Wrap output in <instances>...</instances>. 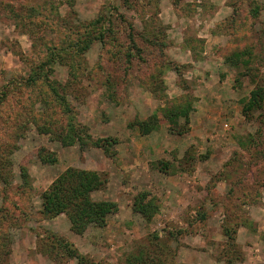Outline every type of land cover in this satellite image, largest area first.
<instances>
[{
  "label": "rangeland",
  "instance_id": "374dc122",
  "mask_svg": "<svg viewBox=\"0 0 264 264\" xmlns=\"http://www.w3.org/2000/svg\"><path fill=\"white\" fill-rule=\"evenodd\" d=\"M1 1L0 92L17 86L46 58L45 41L60 47L68 34L48 24L32 31L18 27L7 13L24 2L43 7L55 23L64 19L74 31L117 7L126 20L116 21L125 30L134 26L142 48V58L129 68L110 58L109 49L118 48L114 43L104 48L95 42L81 57L87 69L60 58L46 67L49 81L18 85L0 104V144L10 159L4 168L10 183L0 182V216L11 214L1 220L10 239L0 250L2 264H77L43 252L46 230L59 234L67 227L65 219L89 263L124 264L138 245L157 235L173 237L172 253L163 256L169 264H227L236 254L233 264H264V113L258 109L246 118L242 110L251 91L264 88V0H133L129 7L122 0H9L10 8ZM126 38L121 32L120 43ZM244 51L238 68L227 62ZM151 75L162 84L155 93L142 81ZM175 106L189 110L188 124L185 117L179 120L183 132L172 131L163 115ZM153 115L157 127L142 134L137 122ZM69 122L86 135V143L59 141L56 134ZM134 137L144 148L136 165L118 150ZM102 138L118 140L114 156L92 145ZM143 163L153 176L139 167ZM70 166L107 176L106 187L92 196L118 204L108 226L96 230L92 224L79 234L65 214L40 220L41 193ZM141 197L157 205L151 218L134 211ZM21 208L31 214L28 219ZM226 225L234 239L224 233ZM23 242L24 248L34 246L31 252Z\"/></svg>",
  "mask_w": 264,
  "mask_h": 264
},
{
  "label": "trees",
  "instance_id": "16d2710c",
  "mask_svg": "<svg viewBox=\"0 0 264 264\" xmlns=\"http://www.w3.org/2000/svg\"><path fill=\"white\" fill-rule=\"evenodd\" d=\"M17 2L19 0H13ZM133 0H122V3L129 7ZM135 4L139 0H134ZM1 3L5 4L6 7H12L9 0H2ZM134 4V5H135ZM15 6V5H14ZM20 8V9H19ZM18 9L11 8L10 12L7 13L8 18L14 20L18 27H26L27 30H34V25H45L48 26H61L67 31L66 40L60 39V47L55 45H49L52 42L45 41L43 46L47 50L46 58L42 59L40 63H35L33 69L30 71L28 77L23 78L17 86L21 85L23 88L36 86L39 81L48 80L46 67L52 66L58 59L62 58L60 61L66 63H71L70 65H75L76 69L84 67L81 61V57L92 47L95 42L101 43L102 47L106 48L107 44H115L117 49H109L112 61H125L130 68L133 59L140 57L142 53V48L138 45L136 41V34H134V26L131 24L130 27L125 30L116 21L119 17L122 21L126 20L124 17L119 15L117 7L112 8L110 11L103 10L99 13L97 18L89 22L83 23L81 29H76L75 31L67 27L66 21L61 19L59 22L55 23L50 16L45 12L43 7L29 1V3H21ZM106 8V7H105ZM115 10V11H113ZM32 25V26H31ZM68 28V29H67ZM74 33L72 37L71 32ZM125 32L127 35L128 42L125 44L120 43V33ZM66 41L67 44H61ZM47 42V43H46ZM114 46V45H113ZM125 49V50H124ZM244 52H236L234 56L230 58L227 62H232L234 67H239L241 64V55ZM65 58V59H63ZM66 58H70L66 59ZM99 70H103L104 75H106V81H110L111 75L106 73V70L99 65ZM84 69H87L84 67ZM153 79V80H152ZM49 81V80H48ZM146 85L147 89L154 91L162 89V84L157 82L155 76L151 75L149 81L142 80ZM50 90L56 97L58 91L55 89L54 85L49 83ZM17 86H7L0 92V104L5 100L9 99L11 94V89ZM63 100L62 95H57ZM111 97L113 95L111 94ZM43 99V98H42ZM66 107V112L71 111V107L68 105ZM185 108V109H184ZM261 109L262 114L264 113V88L258 87L251 91L250 96L243 102V113L246 118H251L253 114ZM188 113L189 110L185 106H175L173 108H166L163 110V115L167 116L171 123V130L174 132H183L184 127L188 124ZM185 117V126L180 125V119ZM52 125L51 120H49ZM68 127H66V132L63 130L56 135L59 137V141H62L64 145H71L78 142L80 145L86 143L84 140L85 136L82 134L81 129L69 122ZM157 120L155 115L151 116L146 121H139L137 124L140 127L142 134L147 135L157 127ZM136 125V123L134 124ZM47 127V126H46ZM48 129V128H47ZM249 143H254L253 136L247 138ZM94 143H93V142ZM118 140L114 138H102L97 140H91L92 145L104 149L106 153H111L114 156L117 153L115 145ZM246 140L241 139L240 144L244 146ZM0 148V182L4 184H9V180L5 174V166L10 164V159L5 155L6 146L1 142ZM2 149V153H1ZM51 158V157H50ZM22 177L27 181L29 175L22 172ZM108 183L107 176H103V173L97 170L82 169L70 166L64 170L57 178L51 183V185L41 193V208H39V219L41 221L47 219H55L60 214H65L71 223V228L74 232L82 234L86 229H88L92 224L97 227H105L107 225V219L112 214L118 211V204L113 201L107 200H95L92 196L94 191L103 189ZM146 197H141L136 200L134 211L142 213L147 218H151L154 211L150 210L156 208L157 205L154 203L153 199L146 200ZM18 205L15 204V207ZM22 209V215L25 218H29L31 215L29 212ZM11 214L4 213L0 216V227L2 225L1 221L8 220ZM234 232V231H233ZM232 232V233H233ZM224 233L230 239H234L231 233V228L229 226H224ZM46 235L43 238L45 242V249L43 252L51 258H66L68 260L74 259L77 264H95L94 262H88V256L80 251V249L68 240L63 235L56 234V232H51L46 230ZM155 239H149L148 243H142L138 245L137 250L128 254L125 258L124 264H169L167 259L163 256L165 254H170L169 241L171 242L173 237H166L165 239L158 238L157 235L154 236ZM10 239L6 232L2 231L0 228V250L7 246ZM62 250V252H61ZM11 252V251H10ZM4 253H7L4 251ZM239 254H236L233 259H229L227 264H233L235 260L239 258ZM4 260H0L2 264ZM179 264V263H178Z\"/></svg>",
  "mask_w": 264,
  "mask_h": 264
},
{
  "label": "crops",
  "instance_id": "0c3cea01",
  "mask_svg": "<svg viewBox=\"0 0 264 264\" xmlns=\"http://www.w3.org/2000/svg\"><path fill=\"white\" fill-rule=\"evenodd\" d=\"M139 139V140H138ZM141 140V138H139V137H134V138H131L130 139V141H128L127 143L128 144H126V145H122V144H119L118 145V147H119V155L120 154H124V155H126L125 157H128L129 156V158L131 159L132 158V162H133V164L132 165H136V164H138V163H141L140 161L138 162V160L137 159H139L137 156V153L139 154L140 153V151H142L144 148H143V146L142 145H140L139 143H137L138 141H140ZM142 142V141H141ZM134 147V148H133ZM132 148H133V150H132ZM133 153H132V152ZM144 164V163H143ZM140 165L139 167H142V168H144V169H146V171H148V174L150 175V176H153V172H151L150 170H149V167L147 166V165ZM148 175V176H149ZM59 218V217H58ZM51 221V220H50ZM64 222H65V226H67L68 227V231L66 230V228L67 227H65V229L64 230H60L59 231V234H62L64 237H66V238H68L69 240H71L74 244H76V246L77 247H81V244H79L80 243V239L79 240H76V236L75 237H73L74 235H75V233H73L71 230H70V228H69V225L70 224H68V222H67V219H65L64 220ZM108 226V225H107ZM98 228L99 227H95L94 229H96V230H98ZM107 228V227H106ZM80 238H82L80 235H78ZM23 244H24V242H23ZM26 246V244H24V246H23V249H25L26 251H32L31 249H33V247L34 246H28V247H26V248H24ZM86 252V251H85ZM23 253V252H22Z\"/></svg>",
  "mask_w": 264,
  "mask_h": 264
}]
</instances>
